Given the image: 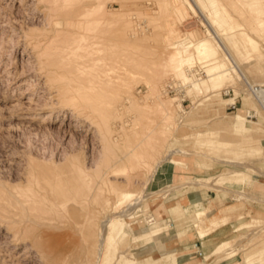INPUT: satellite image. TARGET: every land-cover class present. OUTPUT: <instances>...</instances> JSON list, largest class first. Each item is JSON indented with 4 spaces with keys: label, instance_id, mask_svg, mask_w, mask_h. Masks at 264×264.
<instances>
[{
    "label": "rangeland",
    "instance_id": "obj_1",
    "mask_svg": "<svg viewBox=\"0 0 264 264\" xmlns=\"http://www.w3.org/2000/svg\"><path fill=\"white\" fill-rule=\"evenodd\" d=\"M38 1L0 0V186L16 190L36 187L42 190L40 194L44 197L55 199L54 185L68 182L75 166L85 165L95 175L98 168L101 170L107 162L130 152L145 135L147 138L132 152L134 160L128 178H105L95 195L87 201L80 200L79 208H71V220L95 217L97 223L92 226L86 222L81 231L66 230L60 235L54 241L59 250L66 249L59 253L62 254L60 260L54 262L58 254H53V249V253L46 250L50 255L45 251L42 255L30 245L17 248L0 222V264H98L99 247L113 257V264L121 254L139 264H169L176 253L164 254V243L175 240L173 248L177 252L187 240L169 230L161 239L135 241L129 235L121 237L112 232L108 220L111 216L125 219L137 214L136 219L130 220L139 221L135 228L149 230L147 218L166 217V202L170 198L178 200L180 190L194 177L210 179L202 182L196 196L202 199L204 206L208 201L221 206L243 200L253 213L238 229L232 225L238 215L222 217L220 222H226L210 231L205 244L217 245L223 239L235 238L222 252L209 255L205 264H264V196L260 195H264V113L259 112L258 103L245 89L247 83H264V26L260 24V17L251 11L240 14L231 7L228 9L230 24L220 32L194 0H188L180 11L170 7L168 0H98L95 7L103 9L102 15H97L100 25L111 30L106 38L121 40L122 44L131 46L132 53L142 54L147 50L149 55H146L147 70L124 65L116 59L109 61L116 85L115 91L107 97L109 125L113 131L107 149L98 126L86 113L82 114V109L72 107V110L60 104L62 90L56 84L60 74H48L46 68H41L29 34L40 33L54 25H49L47 4ZM261 3L264 6V0ZM105 8L118 13L105 15ZM207 29L212 31L220 55L232 69V74L223 81V88L234 87L245 93L236 106H230V110L226 106L227 113L215 120V112L207 107L206 95L190 93V83L184 85L167 61L173 51L170 50L173 41L168 39L171 30L180 38L197 40L206 35ZM188 68L185 66L184 72ZM120 75L129 82L122 86ZM220 93L222 100L232 96V93L229 96H225L224 91ZM173 98L177 101L171 107L169 103ZM240 108L246 115L250 110L259 113L258 117L252 114L251 119L248 118L257 123L249 124L248 133L222 125ZM47 115L50 122L44 123ZM258 139L262 149L254 151L253 144ZM171 153L187 166H171L166 158ZM227 169L248 170L252 177L260 180L257 189L218 182V176ZM116 184L120 187L114 190ZM160 190L167 194L165 203L150 207L151 193ZM123 191H130L134 196L112 206L108 199L119 200ZM236 191L244 193L238 196ZM189 195L183 196L187 197L185 203L190 201ZM185 222L183 227L192 225L188 235L190 241H197L194 251H198L204 243L195 236L193 222ZM103 228L106 235L103 242L98 243L96 230ZM52 232L47 233L52 235ZM152 246L156 250L152 251ZM196 256L195 262L203 261L199 253Z\"/></svg>",
    "mask_w": 264,
    "mask_h": 264
},
{
    "label": "bare ground",
    "instance_id": "obj_2",
    "mask_svg": "<svg viewBox=\"0 0 264 264\" xmlns=\"http://www.w3.org/2000/svg\"><path fill=\"white\" fill-rule=\"evenodd\" d=\"M42 1L48 6L47 11L49 17L47 16V18L49 25L53 24L54 27L51 29L46 28L43 31L39 30L41 31L40 33L29 34L31 36L30 43L32 42L39 63L42 66L40 67L43 69L46 68L48 74H60L56 79V82H58L56 84L62 90L60 104L67 106V108L71 107L69 109H72V107L82 109V114L84 113L85 115L86 113V116L88 115L96 126H98L99 133L103 137V140L106 141L105 148L109 149L113 131L109 125V98L107 97L112 91H115L114 86L116 85L114 74H112L114 71L110 68L109 61L116 59L124 65L127 64L130 67L136 68H138L137 66H141L143 70H147V50L142 54L140 52V54L132 53L130 52L131 46L122 44L124 42L121 40L106 38V35L111 33V30L102 28L100 25V19L97 15H102L103 9L95 7V3L98 0H39L38 2ZM168 1L170 7H174L179 11L184 9L186 2H188V0ZM194 1L199 3L203 11L210 18L211 23L216 25L220 32L226 30L225 26L230 24L228 9L231 7L240 14H244L246 11L256 13L260 17V24L264 26V6L261 0ZM115 12L108 11L106 8L104 9L105 15L110 16ZM71 16L83 17L71 19ZM55 20H59V23H54ZM174 32V30H171L168 36V39L171 42L173 41L170 48L173 51L169 53L167 58L171 69L177 77H181L184 85L190 83V93L193 92L196 96L201 94L206 95L207 107L215 112L213 120L221 117V115H225L227 108L230 110V106H236L239 102L238 99L245 93L237 91L234 87L223 88V81L229 78L232 74V69L227 59L220 55L218 44L213 40L214 36L212 31L207 29L206 35L201 36L197 40H193L191 37L192 40L189 38H180V35L174 34ZM29 35L27 36L28 38H30ZM127 36H131V34H127ZM185 66L189 67L186 72H184ZM128 82L129 80L127 78L122 79L121 75L119 76V83L122 86ZM231 88L232 91L229 92ZM245 89H247V95L253 97L254 101L258 103L259 112L261 110L264 113V83L260 85L247 83ZM221 91H224L225 96H229V93H232V96L222 100L220 96ZM221 100L223 101L222 105L220 103ZM175 101H177L175 98L170 101L169 104L171 107L174 106ZM177 106L181 107L180 104ZM169 113L170 111H168ZM252 114H254V117H258L259 113L256 110H250L246 115L244 109L240 108L237 112L228 116L229 120L222 122V125L233 127L237 132L248 133L251 131L249 124H257L249 120ZM46 117L44 123L50 122V117L48 115ZM146 138L147 136L145 135L142 141L134 146L130 152H124L120 157H117L116 159L121 162L120 164H118L119 162L116 159L109 164L107 162L101 170L100 168L97 169L95 175H92L91 169L85 165L75 166L68 182H58L57 185H54L57 195L55 199L41 195L42 190L40 188L32 187L30 190L29 188L28 190H16L1 183L0 222L7 229V232L11 234L15 246L17 248L24 246L25 248L27 245H30L31 248L37 250L35 251L37 254L38 252L42 254L43 251L46 253L47 249L50 251L53 249L55 253L51 252L58 254L54 262L60 260L62 254L59 253H64L66 249L63 251L59 250L54 245V241L60 235H64L66 230L67 232L70 230L79 232L86 225V222L92 226L97 223L95 217L91 219L85 218L83 221L71 220V208L78 207L77 204L80 200L84 202V200L87 201L88 198L95 195L98 192L101 182L105 178H128L131 173L130 166L134 160L132 152ZM253 148L254 151L262 149L259 139L253 144ZM171 155L172 153L166 157L171 166H187V163L178 161ZM227 162L239 167L242 166L241 163L235 161ZM161 164L162 162L159 166ZM208 180L210 179L197 177L188 179L189 182H186L187 184L179 192L181 201L170 198V201L166 202L167 207L164 212L165 214L167 213L166 217L147 218V222L150 223L149 230L135 228V225L139 221L131 222L130 220L136 219V214L125 219H116V216L109 217L108 221L111 231L116 232L121 237L129 235L132 240L146 242L153 238L161 239L160 237L166 231L171 230V234L176 233L181 239L189 241L190 238H187L185 235L183 223L186 224L187 222L185 221H192L193 227L196 230L195 236L201 243H204L196 251V253L202 255L203 261L196 262L195 264H205V260L209 255L222 252L230 244V241L235 238L233 236L223 239L217 245L205 244L207 236L211 233L210 231L226 222L225 220L220 222L222 217L226 214L238 215V218L232 222V225L238 229L245 225L247 217H252L253 215L251 207L243 200H239L234 204H224L221 206L214 205L211 203L212 201H208L207 205L204 206L202 199L196 196H198L199 186L202 185V182ZM217 181L236 187L243 186L251 190H255L257 183H260V180L252 177L251 173L246 169H227L218 176ZM128 183L131 184L130 181ZM118 187L120 185L116 184L113 188L116 190ZM235 193L240 196L244 192L236 191ZM187 194H191L189 195L191 199L187 202L188 204L185 203L187 197L182 198ZM151 195L150 207H154L159 202L165 203L167 194L163 190L153 192ZM260 195L264 196L263 194ZM133 196L130 191H123L121 192L119 200L116 201L115 198H109L108 200L112 206L120 205L123 200ZM210 226L212 229L210 228L208 230L207 228ZM48 231H53V234L50 235L47 233ZM96 232V236L99 237L98 243H102L103 236L106 235L104 228L103 230H96ZM93 235L94 232L91 233V236ZM175 244L176 242L173 239L164 243V254L176 253V256L169 261V264H180L182 260L180 259V252L183 249H179L177 252L174 251L173 246ZM155 247L157 248V246ZM155 247L152 246L151 250H156ZM103 251L100 247L97 250L98 254L100 253V263L98 264H101V262H103L102 264H113V257ZM210 251L212 253H209ZM156 261L154 260L153 262ZM114 264L139 263L136 260H132L131 257L121 254Z\"/></svg>",
    "mask_w": 264,
    "mask_h": 264
},
{
    "label": "crops",
    "instance_id": "obj_3",
    "mask_svg": "<svg viewBox=\"0 0 264 264\" xmlns=\"http://www.w3.org/2000/svg\"><path fill=\"white\" fill-rule=\"evenodd\" d=\"M212 194V193H211ZM188 195V194H187ZM186 195V196H187ZM213 196V195H212ZM185 197V196H184ZM183 198V197H182ZM178 200H180L181 201V197H179L178 198ZM191 227H192V225H190V226H185V227H183L184 228V232H185V235L187 236V238H190L189 237V235H188V232H190L192 229H191ZM221 233V232H220ZM196 235V234H195ZM220 235H222V234H220ZM171 237V236H170ZM217 237V236H216ZM190 240H191V238H190ZM188 241V242H185V243H183V244H181V246L180 247H182L184 250H182V252H180V254H181V258L180 259H182L181 261H180V264H195L196 262H195V259L197 258V254L198 253H196V251H194V249H195V243L197 242L196 240V242L194 241ZM207 240V239H206ZM201 243V242H200ZM198 244V243H197ZM196 244V245H197ZM202 244V243H201ZM199 246V245H198ZM185 249H187V250H185ZM195 254V255H194ZM199 255H201V254H199ZM202 256V255H201Z\"/></svg>",
    "mask_w": 264,
    "mask_h": 264
},
{
    "label": "built area",
    "instance_id": "obj_4",
    "mask_svg": "<svg viewBox=\"0 0 264 264\" xmlns=\"http://www.w3.org/2000/svg\"><path fill=\"white\" fill-rule=\"evenodd\" d=\"M230 92V91H229Z\"/></svg>",
    "mask_w": 264,
    "mask_h": 264
}]
</instances>
